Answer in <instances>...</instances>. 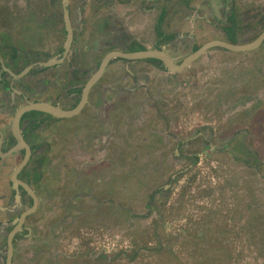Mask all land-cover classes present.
<instances>
[{
    "label": "flooded vegetation",
    "instance_id": "obj_1",
    "mask_svg": "<svg viewBox=\"0 0 264 264\" xmlns=\"http://www.w3.org/2000/svg\"><path fill=\"white\" fill-rule=\"evenodd\" d=\"M180 22L194 32L177 31ZM198 23L217 31L216 40L251 43L264 32V0H0V264H96L97 245L108 249L105 234L118 216L114 175L121 184L134 171L123 156L157 160L171 187L178 152L203 137H178L176 102L166 96H174L179 73L158 60L116 59L84 94L112 52L184 60L208 43ZM218 50L264 61V42L250 52L210 51ZM259 66L252 77L238 68L241 89L264 80ZM147 103L148 118H132L140 124L114 137V122ZM114 139L127 145L121 161L113 159Z\"/></svg>",
    "mask_w": 264,
    "mask_h": 264
},
{
    "label": "rangeland",
    "instance_id": "obj_2",
    "mask_svg": "<svg viewBox=\"0 0 264 264\" xmlns=\"http://www.w3.org/2000/svg\"><path fill=\"white\" fill-rule=\"evenodd\" d=\"M228 43L237 44L233 38ZM219 52L179 73L174 96H166L176 102L178 137L203 135L178 152L172 173L179 176L171 187L165 169L156 173L157 160L149 165L146 154L123 156L122 166L134 171L121 184L114 175L118 216L113 213L105 234L108 249L97 245L96 264H264V90L256 91L264 80L242 89L238 82L239 67L252 77L258 63L264 70V61ZM152 108L147 103L139 115L122 118V134L140 124L132 118L143 122ZM119 141H113L114 161H121L120 146L127 147ZM104 252L107 259L99 255Z\"/></svg>",
    "mask_w": 264,
    "mask_h": 264
},
{
    "label": "water",
    "instance_id": "obj_3",
    "mask_svg": "<svg viewBox=\"0 0 264 264\" xmlns=\"http://www.w3.org/2000/svg\"><path fill=\"white\" fill-rule=\"evenodd\" d=\"M67 1V0H66ZM71 36V34H70ZM264 42V32L253 42L247 44H230L228 42H224L222 40H214L206 43L200 49L195 52H191L188 57H186L181 64H177L174 62L164 51H145V52H137L130 54H123L120 52H112L110 53L103 61L100 70L95 77H93L86 86L84 99L87 98L88 92L90 89L96 84L99 80L100 75L104 72L106 65L116 59L127 60V61H141V60H158L162 62L163 66L172 73H180L188 68L190 65L195 63L198 59L204 56L207 52L212 49H223L235 53L241 52H250L258 49ZM75 113V112H74Z\"/></svg>",
    "mask_w": 264,
    "mask_h": 264
},
{
    "label": "crops",
    "instance_id": "obj_4",
    "mask_svg": "<svg viewBox=\"0 0 264 264\" xmlns=\"http://www.w3.org/2000/svg\"><path fill=\"white\" fill-rule=\"evenodd\" d=\"M192 15H194V14H192ZM179 18V17H178ZM197 18V16L196 15H194L193 16V19H196ZM179 21V20H178ZM199 24V23H198ZM197 24V25H198ZM197 25L196 26H194V28L195 29H197ZM204 27H207V30L205 31V28ZM176 28H177V31H180V30H182V31H186V32H189L190 30H192L193 32H194V30H193V28H191V26H188V24H183V23H177V26H176ZM205 32H206V34H205ZM197 33H201V35H203V34H205L206 36H204L203 38H202V42H210V41H214V40H216V39H219V33L217 32V31H214L213 29H211L210 27H208V26H204V24H199V28L197 29ZM209 53V52H208ZM202 59V58H201ZM184 71H186V70H184ZM179 77V76H178ZM177 87H175V89H176ZM183 90H181V89H179V92H180V94H181V96H183V92H182ZM175 92V91H174ZM114 124L116 125L115 126V129H114V137H116V138H120V137H122L123 138V136H122V127H121V122L120 121H115L114 122ZM123 125H124V123H123ZM121 143V142H120ZM117 142H114V151L116 150V148H117ZM120 147H122V145L120 146ZM121 170V168H119L118 169V172H121L120 171Z\"/></svg>",
    "mask_w": 264,
    "mask_h": 264
}]
</instances>
